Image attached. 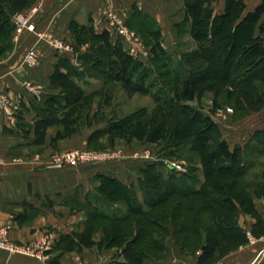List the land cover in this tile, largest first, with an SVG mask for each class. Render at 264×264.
Returning a JSON list of instances; mask_svg holds the SVG:
<instances>
[{"label": "trees", "instance_id": "1", "mask_svg": "<svg viewBox=\"0 0 264 264\" xmlns=\"http://www.w3.org/2000/svg\"><path fill=\"white\" fill-rule=\"evenodd\" d=\"M33 1L0 0V43L5 45L4 48L11 44L15 31L13 15L29 7ZM216 1L184 0L180 33L189 32L198 49L185 54L179 62L182 65L175 70L176 63L164 46L160 28L137 8H134L126 24L149 46L148 62L129 54L125 46L105 28L101 31L93 25L80 30L73 28L77 45H88L89 48L78 57L80 66H75L68 58H59L52 79L54 93L37 108L36 138L33 142L43 144L46 130L52 125L63 127L57 132L54 142L81 132L82 117L87 110L89 112L88 105L95 98L85 92L81 82L103 80L106 89L101 99L109 104L113 90L107 86L109 83H118L129 95L149 94L152 88L158 86L155 95L160 102L153 113L139 110L94 130L88 138V146H101L100 140L106 137L110 142L131 137L152 144H189L199 160L212 166L218 176L217 182L212 181L217 185L206 186L208 190H198L188 185L189 178L186 176L168 180L154 166L148 165L141 170L142 176L138 179V190L143 197L138 204L134 184L126 185L110 175H100L98 193L86 204L88 218L84 230L62 236L54 247L57 251L62 254L81 252L84 247L97 244L100 249H119V257L125 259L124 262L107 264H146L145 260L158 244L155 241L151 246H143L144 238L154 240L152 227L165 231L163 221L169 217L178 221L194 215L195 221H185V225L178 228V233L185 234L186 241L181 250L192 256L195 264H216L250 242L248 232L239 222L242 214L255 219L250 234L257 239L264 237V214L258 212L255 203L257 199L264 198V182L256 184L252 191L241 185L246 178V169L239 158L240 148L231 150L218 125L203 118L198 110L189 105L211 94L216 107L223 102L237 113H260L264 110V22H259L264 14V0L248 12L246 0H226L222 14H216L213 8ZM188 23L190 29L186 31ZM168 89L171 96L167 98ZM176 110L182 112V119L198 120V125L181 120L170 126L167 115ZM88 125L92 127V123ZM252 140L264 144V130L256 131ZM190 180L197 184L192 176ZM161 193L163 198L159 196ZM192 196L205 199L212 213L214 230L202 226L201 217L199 219L202 212L190 205L189 208L179 209L175 216L165 213L153 217L152 213H156L154 211L162 202ZM98 202L101 206H97ZM144 206L149 208L148 211L144 210ZM99 232L103 236L96 243L94 236ZM159 249L162 250L161 247Z\"/></svg>", "mask_w": 264, "mask_h": 264}, {"label": "crops", "instance_id": "2", "mask_svg": "<svg viewBox=\"0 0 264 264\" xmlns=\"http://www.w3.org/2000/svg\"><path fill=\"white\" fill-rule=\"evenodd\" d=\"M261 2L246 0V12L254 10ZM217 4L218 10L215 9ZM225 6L226 0L213 3L216 14H222ZM134 8L158 25L164 40L173 43L184 36L192 39L189 32L182 35L179 29L184 20V0H34L29 7L13 15L14 22L17 15L37 9L33 18L35 33L25 32L16 40L14 31L9 47L4 48L5 45L0 43V96L10 98L18 108L15 121L11 123L0 106V228H7L10 241L19 245H34L48 235L53 237L54 243L45 253L44 260L0 249V264H107L125 261L123 257L114 259V256L105 255L97 244L84 247L81 252L63 254L54 247L62 236L84 230L88 218L86 204L98 193V176L110 175L130 185L133 181H130V174L133 175L130 165L136 167V164H130V158H121L113 163L54 169L50 165L55 156L87 148L91 133L82 129L72 137L54 142L57 132L63 127L52 125L46 130L43 144L33 141L36 138L37 108L54 93L51 86L59 58H68L75 66H80L78 57L89 48L88 45H77L73 28L80 30L93 25L101 31L105 28L107 14L114 13L127 20ZM259 22H264V14ZM185 29L189 31L190 23ZM51 40L60 41L62 47H56ZM31 48H35L40 56V66L35 69L29 68L24 61ZM80 84L84 88L86 83ZM100 142L107 144L105 139ZM256 203L258 212L263 215L264 198L257 199ZM97 206L101 203L98 202ZM248 221L247 225L241 226L250 233L255 219L249 216ZM102 236L101 232L97 233L94 241L100 242ZM252 238L247 245L216 264H264V237Z\"/></svg>", "mask_w": 264, "mask_h": 264}, {"label": "rangeland", "instance_id": "3", "mask_svg": "<svg viewBox=\"0 0 264 264\" xmlns=\"http://www.w3.org/2000/svg\"><path fill=\"white\" fill-rule=\"evenodd\" d=\"M215 9H219V4H217ZM124 21L126 24V19H124ZM129 29L140 36L135 30H132L131 28ZM142 38V46L148 52V58L150 59L149 46L145 43L144 38ZM146 41L147 43L148 41L151 43L150 40ZM163 43L169 54L172 56L174 60L172 61L176 63V66H173V70H175V68L179 69L177 66L182 65V63L179 62L183 60L185 54H190L198 49L196 41L191 39L189 36H184L180 40H175L173 43L170 40L163 39ZM133 57L137 60H146L143 56L139 57L138 55H135ZM83 86L87 94L95 96L90 105H88V107H90L89 112L87 110L84 113L82 123L80 124L83 130H87L86 132H90L91 134L94 130H99V128L107 126L110 122L122 120L139 110H147L151 114L155 111L160 102L155 95L159 89L158 86L156 88H152L149 94L129 95L118 83H109L107 86L112 87L113 89L112 102L110 104L104 102V99L103 101L101 99V95L104 94L106 89V87H104L103 80L90 79L88 83L83 84ZM166 96L167 98L171 96L170 89L166 92ZM189 105L198 110L203 118H207L218 125L222 131L223 139L229 144L231 150L240 148L241 151L239 153V158L242 159L246 169V178L243 179L241 185L249 187L248 190L252 191L256 184L263 183L264 144H258L256 141L252 140V137L256 131L264 130V110L260 113H237L233 110L232 106L224 104L223 102L216 107L213 104V96L211 94H206L200 102L197 100L189 103ZM182 115V112L179 110L173 111L171 115H167L168 124L173 126L177 124L178 121L182 120V122L188 121L194 125H198V120L192 121L187 118L182 119ZM89 122L90 124L92 123V127L88 125ZM103 139L107 140V144L104 145L102 143L101 146L93 144L87 148L77 150L115 153L116 157L109 161H112L111 163L121 158H130V164H136V167H131L132 165H130V168H132L131 172L133 173V175L130 174V181L133 180L130 185L134 184L137 190L138 204L143 200L142 193L138 190V179L142 176L141 170L143 168H147L148 165L154 166L156 171L160 172V174L168 180L172 179V177L181 178L186 176L189 178L188 185H190L191 188L193 186L194 189L208 190L209 188L207 187H210V185H217L214 183L212 184V181L217 182L216 177L218 176L212 166L203 164L193 152L192 146L189 144L180 146L169 145L166 142L161 144H152L149 142H140L131 137L116 139L114 142H110L107 137ZM90 164L95 163L80 164L79 166ZM169 165L172 166V169L168 167ZM190 176L197 180V184L192 183L193 180H190ZM218 195L220 196V192ZM159 196L162 198L164 197L162 193L159 194ZM189 205L202 212V215H199V219L201 217L200 223L202 226H205L209 230H214L212 213L209 210V207L206 206L207 204L205 199L202 197L192 196L188 199L178 197L173 198L170 201L162 202L160 207L154 211L156 213H152V215L155 218L161 214L164 215L165 213H172L171 215L175 216L178 215L177 213L180 211L179 209L189 208ZM148 209L149 208L147 206H144V210L148 211ZM195 216L196 215L189 219L182 218L178 221H175L171 217H169L166 221L162 220L164 224L163 229L165 231H160L159 229L152 227L151 230H154L155 234L154 240L153 238H144L143 246H151L153 245V242L155 243V241L158 244H156L157 249L155 248L152 254L148 255L145 263L195 264L194 258L187 255V252H182L181 250V245L186 241L185 234L178 233V228L185 225V221L190 222L191 220H194ZM242 217L245 218V221L242 220ZM247 217L249 218L246 214H242L240 216V225L242 224L245 226L248 224L249 221ZM190 243L193 244L194 241L191 240ZM200 243L202 244L201 240ZM160 247L162 250L159 249ZM98 249L99 251L104 250L103 252L107 256L119 257L120 254V251L117 248L106 249L107 252L105 248ZM196 253L198 254V252Z\"/></svg>", "mask_w": 264, "mask_h": 264}, {"label": "built area", "instance_id": "4", "mask_svg": "<svg viewBox=\"0 0 264 264\" xmlns=\"http://www.w3.org/2000/svg\"><path fill=\"white\" fill-rule=\"evenodd\" d=\"M37 9H32L26 14L17 15L14 19L15 24V39L18 40L21 35L25 32L35 33L36 25L34 23V14ZM105 23V29L117 38L127 49L128 53L132 56L138 55L143 56L148 61L149 54L143 48L141 43V38L135 32L131 31L123 18L114 13L107 14ZM51 42L58 48L62 47L60 41L51 40ZM142 53V54H141ZM25 64L32 69L40 66V56L35 48H31L27 51L25 55ZM0 106L9 118L11 123H14L16 115L18 114V108L13 103V101L4 96H0ZM116 157L115 153L111 152H95L90 150H74L71 152H66L64 154L58 155L54 158L51 168L62 169L65 167H77L80 164L87 163H100L109 162ZM172 169V166H168ZM249 239H253L251 234L248 233ZM54 239L52 236L48 235L44 237L41 241H38L34 245H19L13 243L9 239V230L7 228H0V249L7 250L10 254L23 253L35 256L41 260L45 259V253L52 248Z\"/></svg>", "mask_w": 264, "mask_h": 264}, {"label": "bare ground", "instance_id": "5", "mask_svg": "<svg viewBox=\"0 0 264 264\" xmlns=\"http://www.w3.org/2000/svg\"><path fill=\"white\" fill-rule=\"evenodd\" d=\"M36 85V84H35Z\"/></svg>", "mask_w": 264, "mask_h": 264}]
</instances>
